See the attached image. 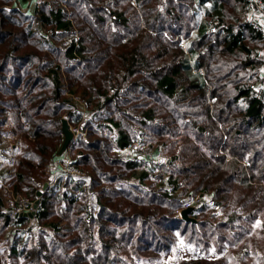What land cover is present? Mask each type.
<instances>
[{"label":"trees","instance_id":"1","mask_svg":"<svg viewBox=\"0 0 264 264\" xmlns=\"http://www.w3.org/2000/svg\"><path fill=\"white\" fill-rule=\"evenodd\" d=\"M252 5L40 0L26 15L0 0V153L9 166L0 163V189L35 202L50 183L61 120L81 121L70 97L90 115L68 148L87 177L58 179L33 218L10 217L0 192V236L9 227L19 235L9 256L163 264L176 237L192 249L180 264H264V32L237 14ZM9 121L23 143L12 161L1 140ZM133 144L155 153L139 159ZM196 195L211 203L194 209L196 222L180 220ZM32 221L36 230L25 229Z\"/></svg>","mask_w":264,"mask_h":264},{"label":"rangeland","instance_id":"2","mask_svg":"<svg viewBox=\"0 0 264 264\" xmlns=\"http://www.w3.org/2000/svg\"><path fill=\"white\" fill-rule=\"evenodd\" d=\"M26 1H22V5L25 4ZM39 1L40 0H36L34 6L37 5L39 3ZM12 4H13V1H12ZM33 9H34V7H33ZM239 9L240 8H238V10ZM23 10H24V8H23ZM203 13L204 12L202 10H200L199 15H200L201 20L203 19L202 18ZM237 14L241 19L249 20L252 23H255L256 26L261 28V30L264 32V14L256 11V9H254L253 5H252L251 9H245V10L241 9L239 12H237ZM175 40H178L184 49L187 48L189 40L185 39L182 35H178L175 38ZM256 88L257 89L264 88V70H262L261 79L259 80V82H257ZM70 98H71V102L76 107L75 109H77V111H79L81 113V121H80L79 125L77 127H73V126L69 125L70 129L78 132V134H76L74 139H76V137L78 135L85 137L84 131L87 128L86 127V121H88L90 118V115L87 112V108H86L87 107L86 101L83 98H81L80 96H75V95H72ZM63 118L68 120V118H66V117H63ZM12 128H13V123L11 121H9L2 128L3 132L1 134V140L4 141L5 149H8V151H9V154H10L9 159L11 161L16 159L18 157L19 152H21L23 150L22 138L19 135V133H17V134L12 133ZM130 150L132 152L136 151V153L139 154L138 158L141 159L142 156H144V155H148L149 157L152 156L155 153V145L151 144L150 146H147V145L141 146V145L133 144L132 147L130 148ZM3 157L4 156L1 155V153H0V163H2L6 169H9L8 161H6V159ZM71 161H72V158H71L70 154L68 153V150L63 154V156L61 158L54 160V162L48 168L49 177H50L49 182L55 183L56 181H58V180H56V176L66 175L63 167L67 168L69 165L66 166L65 163H72ZM72 166L75 169H77V171L83 173L85 175V177H87L88 173L86 171H84L83 169H79V168L75 167L74 165H72ZM2 169H4V168H2ZM69 177H73V176H68V174H67L66 178H69ZM66 178L62 177L59 180L66 179ZM77 179H81V177H79ZM1 184H2V181L0 180V185ZM3 186H4V184H3ZM0 192H1L2 202L4 205L5 211L9 215L15 208H17L22 203V200H27V201H29V203H35L29 197L24 196L22 193H15L11 189L6 188V186L2 187L0 189ZM185 203H189L191 207L196 208L197 206L203 205L204 203L210 204L211 200L209 199V197L202 196V195H200V196L196 195L194 198L185 199L183 205ZM33 210H34V208L32 210H30V212H32ZM175 215L178 218L180 217V215H178L177 212L175 213ZM10 217H12V215H10ZM13 219H16V218H13ZM35 225H36V222L32 221V222H30V224L27 225V227L25 229H27L29 227H34V230H36ZM17 231H18L17 228L9 227L0 236V263L1 264H25L23 262L22 257L9 256V252H8L10 245L19 236L17 234ZM175 239H176V241L172 245V250L167 251V252L162 253V254H159V257H160L159 260L162 261L163 264H180L181 262L192 257V249H190V247L185 245L181 240L177 239L176 237H175ZM41 264H56V262H54V261H53V263L52 262L51 263L41 262ZM138 264H141V263H138Z\"/></svg>","mask_w":264,"mask_h":264},{"label":"water","instance_id":"3","mask_svg":"<svg viewBox=\"0 0 264 264\" xmlns=\"http://www.w3.org/2000/svg\"><path fill=\"white\" fill-rule=\"evenodd\" d=\"M12 1H13V4L10 7V10H18V11H20L26 15L27 14L30 15L32 13L34 4L36 2V0H27L25 2V4L22 5L23 0H12ZM23 8H24V10H23ZM61 122H62L61 130L63 133V139H62V142H61V144H60V146H59V148L55 154V156L57 158H60L63 156V154L68 150L70 144L72 143V141L75 138V133L70 129L68 120L63 118L61 120ZM48 187H49L48 183H45L43 185V190L39 191L37 193L38 199L34 203V206H33L34 210L30 213L24 214V216H28L30 218L34 217L35 211L39 205V198L42 196L43 191H45ZM194 209H195L194 207H189V208L183 209L180 213V217H179L180 220H182L184 222H196L195 219L190 216L191 213L194 211Z\"/></svg>","mask_w":264,"mask_h":264},{"label":"built area","instance_id":"4","mask_svg":"<svg viewBox=\"0 0 264 264\" xmlns=\"http://www.w3.org/2000/svg\"><path fill=\"white\" fill-rule=\"evenodd\" d=\"M253 2V6H254V9H256V11L258 12H261L264 14V4L261 0H252ZM74 133H75V136L76 134H78V132L72 130ZM61 158V157H60ZM59 159V158H57ZM66 166H68L67 168L63 167L64 170H65V174L66 175H58L56 176V180L60 179V178H66L67 177V174L68 176H73L75 178H85V175L79 171H77V169H75L71 163H65ZM54 184V182L52 183H49V186H52ZM33 206H34V203H29V201L27 200H22V203L17 207L15 208L11 213L10 215H12L13 218H18L20 215H23V214H26V213H29L30 210L33 209ZM191 207L189 203H185L183 205V207L177 211V214L180 215L181 211L183 209H186V208H189Z\"/></svg>","mask_w":264,"mask_h":264}]
</instances>
